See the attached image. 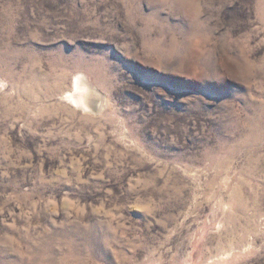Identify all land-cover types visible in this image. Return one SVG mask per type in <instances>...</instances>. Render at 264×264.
I'll return each instance as SVG.
<instances>
[{
    "label": "rangeland",
    "instance_id": "374dc122",
    "mask_svg": "<svg viewBox=\"0 0 264 264\" xmlns=\"http://www.w3.org/2000/svg\"><path fill=\"white\" fill-rule=\"evenodd\" d=\"M0 264H264V0H0Z\"/></svg>",
    "mask_w": 264,
    "mask_h": 264
},
{
    "label": "bare ground",
    "instance_id": "6f19581e",
    "mask_svg": "<svg viewBox=\"0 0 264 264\" xmlns=\"http://www.w3.org/2000/svg\"><path fill=\"white\" fill-rule=\"evenodd\" d=\"M96 91L97 90L91 86L87 80L80 75H76L75 80L72 83V89L67 92V96L72 103L81 106L84 109L90 110L95 106L94 93Z\"/></svg>",
    "mask_w": 264,
    "mask_h": 264
}]
</instances>
